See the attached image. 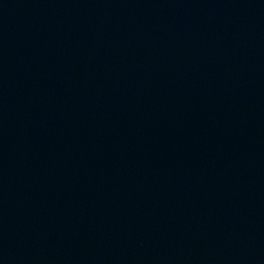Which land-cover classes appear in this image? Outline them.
Instances as JSON below:
<instances>
[{"label": "water", "instance_id": "obj_1", "mask_svg": "<svg viewBox=\"0 0 264 264\" xmlns=\"http://www.w3.org/2000/svg\"><path fill=\"white\" fill-rule=\"evenodd\" d=\"M0 264H264V0H0Z\"/></svg>", "mask_w": 264, "mask_h": 264}]
</instances>
